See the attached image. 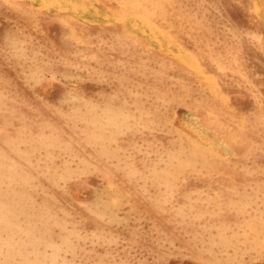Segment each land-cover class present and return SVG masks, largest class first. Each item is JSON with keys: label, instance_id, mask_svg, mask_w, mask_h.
<instances>
[{"label": "rangeland", "instance_id": "obj_1", "mask_svg": "<svg viewBox=\"0 0 264 264\" xmlns=\"http://www.w3.org/2000/svg\"><path fill=\"white\" fill-rule=\"evenodd\" d=\"M0 264H264V0H0Z\"/></svg>", "mask_w": 264, "mask_h": 264}, {"label": "bare ground", "instance_id": "obj_2", "mask_svg": "<svg viewBox=\"0 0 264 264\" xmlns=\"http://www.w3.org/2000/svg\"><path fill=\"white\" fill-rule=\"evenodd\" d=\"M160 1V0H159ZM166 1V0H165ZM168 1V0H167ZM170 1V0H169ZM162 2V1H161ZM163 3V2H162ZM120 6V5H119ZM123 6V5H122ZM130 15V14H129ZM115 16V15H114ZM122 16V15H121ZM125 17H126V14H125ZM129 17V16H128ZM145 17V16H144ZM129 19V18H128ZM123 20V19H122ZM147 20V19H146ZM124 22V21H123ZM140 22V21H139ZM143 24V23H142ZM144 25V24H143ZM149 26V25H148ZM127 27V26H126ZM150 27V26H149ZM155 31V30H154ZM132 31H130V33H131ZM157 32V31H156ZM163 32V31H162ZM161 32V33H162ZM129 33V32H128ZM133 34V33H132ZM159 34V33H158ZM168 35V34H167ZM164 36V35H163ZM165 37V36H164ZM163 38V37H162ZM172 39V38H171ZM172 43V42H171ZM178 44V43H177ZM176 46V45H175ZM177 46H179V45H177ZM181 48V47H180ZM193 58V57H192ZM199 66V65H198ZM196 67H197V65H196ZM187 68H189V67H187ZM201 68V67H200ZM194 70V69H193ZM194 71H196V70H194ZM196 73V72H195ZM199 75H201V74H199ZM209 75V74H208ZM203 77V76H202ZM207 77V76H206ZM209 77V76H208ZM211 77V76H210ZM213 78V77H212ZM208 79V78H207ZM215 80V79H214ZM204 82V81H203ZM214 82H216V81H214ZM211 83V82H210ZM217 83V82H216ZM215 84V83H214ZM213 84V85H214ZM218 86V85H217ZM207 87V86H206ZM209 87V86H208ZM212 87V86H211ZM216 94V93H215ZM221 97V96H220ZM222 97H224V96H222ZM221 99V98H220ZM228 99V98H227ZM224 100V99H223ZM228 101V100H227ZM174 119H176V118H174ZM109 135V134H108ZM189 137V136H188ZM189 139V138H188ZM189 140H191V139H189ZM192 141V140H191ZM193 143V142H192ZM200 146V145H199ZM204 146V145H203ZM204 148V147H203ZM206 148V147H205ZM203 150H205V149H203ZM208 150V149H207ZM211 151V150H210ZM205 152V151H204ZM212 153V152H211ZM213 153H215V152H213ZM194 155H196V154H194ZM218 155V154H217ZM210 158V157H209ZM215 158H216V156H215ZM263 242V241H262Z\"/></svg>", "mask_w": 264, "mask_h": 264}]
</instances>
